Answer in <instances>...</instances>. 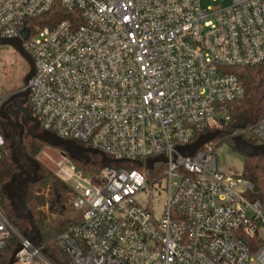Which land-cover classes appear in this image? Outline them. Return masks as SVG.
Here are the masks:
<instances>
[{
	"label": "built area",
	"instance_id": "built-area-1",
	"mask_svg": "<svg viewBox=\"0 0 264 264\" xmlns=\"http://www.w3.org/2000/svg\"><path fill=\"white\" fill-rule=\"evenodd\" d=\"M203 1L0 0V36L34 62L40 129L118 160L63 172L80 214L55 239L69 264H264V204L215 155L246 92L232 68L264 62V0ZM54 11L67 17L42 26ZM227 136L264 145V116ZM11 238L15 264H54L0 204V255Z\"/></svg>",
	"mask_w": 264,
	"mask_h": 264
},
{
	"label": "trees",
	"instance_id": "trees-1",
	"mask_svg": "<svg viewBox=\"0 0 264 264\" xmlns=\"http://www.w3.org/2000/svg\"><path fill=\"white\" fill-rule=\"evenodd\" d=\"M66 17L65 13L54 11L40 21V24L42 26L55 25ZM231 71L239 75L246 92L242 99L229 104L232 120L226 127L227 131L220 134L223 137L221 140L234 139L227 137V133L264 116V62L256 66L235 67ZM4 137L5 145L0 156V183L2 186L0 204L10 220L22 232L26 233L30 226L10 197V189L21 172L22 161L17 155L13 137L10 135H4ZM46 145L51 146L30 133H25L23 136V150L40 164L39 179L37 182L27 185L24 199L33 215L35 225L40 231V244L44 245L45 254L54 264H69V257L55 244V239L73 221L78 220L80 214L71 204V199L74 196L72 185L45 167L38 158ZM260 146L264 147V145ZM235 148L245 157L242 176L254 183L253 197L264 204V149L248 150L247 147L243 148L238 144ZM72 160L89 173H95L101 167L99 162L91 160L88 162ZM45 206H48L47 211L44 209ZM16 248L17 242L13 238L9 239L1 252L0 264H9Z\"/></svg>",
	"mask_w": 264,
	"mask_h": 264
},
{
	"label": "rangeland",
	"instance_id": "rangeland-1",
	"mask_svg": "<svg viewBox=\"0 0 264 264\" xmlns=\"http://www.w3.org/2000/svg\"><path fill=\"white\" fill-rule=\"evenodd\" d=\"M227 3L228 2L226 0H204L202 2V5L216 6ZM29 70L30 67L27 61L24 59V57L21 56V54H19V52L12 45L0 44V98H8L14 91L18 89H25L24 78L29 72ZM0 130L4 135H10L9 131H7L4 125V122L1 119ZM41 131L46 132L44 131V129H42ZM221 138L223 137H221L220 134L215 137L216 141H220L215 150L218 169L224 173L234 172L236 174H241L244 169L245 157L239 150L235 148L236 144L240 145L243 148L250 146H260L261 144L251 141L248 138L242 136L229 140H221ZM16 139L17 135L13 137V140ZM38 158L45 167L53 171L63 181H65L63 172L65 171L67 166H71L72 164L75 165L78 171L83 172V174H93L86 172V170H83V168L79 167L76 163H74L68 153H66V151L63 149H58L46 145L40 152ZM83 158L104 164L103 154L100 151L94 149L85 152ZM61 161H63L62 168L60 166ZM18 182L19 179H16L12 189L10 190H15ZM44 209L47 211L48 206H45ZM261 236L264 238V228L261 230ZM247 264L261 263L258 260L254 259L253 261H250Z\"/></svg>",
	"mask_w": 264,
	"mask_h": 264
},
{
	"label": "water",
	"instance_id": "water-1",
	"mask_svg": "<svg viewBox=\"0 0 264 264\" xmlns=\"http://www.w3.org/2000/svg\"><path fill=\"white\" fill-rule=\"evenodd\" d=\"M29 29L25 28L22 30V38L26 39L28 37ZM0 44H10L12 45L24 59L27 61L29 64L30 70L27 73V75L24 78V83L27 86L29 80L31 77L34 75V62L31 57V55L25 51L22 43L21 38H4L0 36ZM29 89L26 87L24 92L15 94L9 98H6L4 104L0 108V119L4 120L7 122L8 126L13 127L14 129L19 130V134L16 140H14L15 147H16V152L19 158L21 159V172L19 173V176L16 179H19V182L17 183V187L15 190H10V197L14 200L16 208L19 210L20 214L22 217H24L29 226L30 229L26 232V235L30 236L32 241H37L40 242V231L35 225L33 215L29 208L26 205L25 199H24V192L26 190V187L30 183H35L39 179V170H40V164L38 161L35 159L31 158L24 150H23V136L25 133V126L24 124L20 123L18 120L13 121V119L10 117V115L6 112L5 106L10 103L11 101L15 100L17 97H27L29 95ZM25 101H22L20 103V106ZM24 112V117L26 119H29L30 121L34 122V125L31 130V134L35 136L36 138L50 144L51 146L59 147L68 153V155L71 157V159H76V160H83L85 162H88V159H84L83 155L85 152L92 150L91 148H85V147H80L76 145L75 142L63 139L60 137H57L53 135L52 133L49 132H37L40 129V124L35 116L31 114V112L24 107H20L19 112ZM215 135L213 133L203 135L200 137V139L194 143L191 146L188 147H183L181 148V152L184 154H193L195 150L201 146L204 142L207 140H210L214 137ZM264 147L261 146H250L247 147L248 150H254V149H261ZM104 161L106 164H111L112 162H116L118 160H113L106 155H104ZM153 160L150 161V164L152 163ZM151 166V165H150ZM16 181V180H15ZM19 249H16L15 252L13 253L9 264H15V258L16 254Z\"/></svg>",
	"mask_w": 264,
	"mask_h": 264
},
{
	"label": "flooded vegetation",
	"instance_id": "flooded-vegetation-1",
	"mask_svg": "<svg viewBox=\"0 0 264 264\" xmlns=\"http://www.w3.org/2000/svg\"><path fill=\"white\" fill-rule=\"evenodd\" d=\"M25 87H26V85H25ZM25 89H23V90L18 89L16 91H14L9 97H11V96H13L15 94L24 92ZM22 101H25V102L22 104V106H20V103ZM20 107H24L25 109L30 111L29 95L27 97H17L15 100L11 101L10 103H8L5 106V110L10 115V117L13 119V121L18 120L20 123L24 124L25 133H30L31 134V130H32V127L34 125V122L30 121L29 119H26L24 117V115H25L24 112H22V111L19 112ZM2 121L4 122V125H5V127L7 129V131H9V134L12 137H14L15 135H17V137H18L19 130L18 129H14L11 126H8L6 121H4V120H2ZM37 132H42V131L39 129ZM76 145H78L80 147H83V146L79 145L78 143H76Z\"/></svg>",
	"mask_w": 264,
	"mask_h": 264
}]
</instances>
